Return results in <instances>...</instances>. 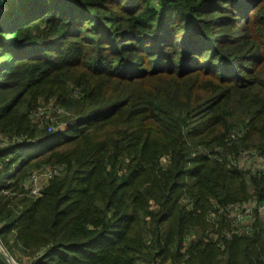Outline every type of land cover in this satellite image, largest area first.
Segmentation results:
<instances>
[{
    "label": "trees",
    "instance_id": "16d2710c",
    "mask_svg": "<svg viewBox=\"0 0 264 264\" xmlns=\"http://www.w3.org/2000/svg\"><path fill=\"white\" fill-rule=\"evenodd\" d=\"M3 2L0 245L9 256L264 264L257 209L242 234L218 213L264 205V167L237 163L246 152L264 157V0ZM50 101L68 113L64 132L31 122ZM47 166L62 170L28 198L29 174ZM0 264H9L1 252Z\"/></svg>",
    "mask_w": 264,
    "mask_h": 264
},
{
    "label": "built area",
    "instance_id": "2783aa9c",
    "mask_svg": "<svg viewBox=\"0 0 264 264\" xmlns=\"http://www.w3.org/2000/svg\"><path fill=\"white\" fill-rule=\"evenodd\" d=\"M54 107L56 108L57 113L65 114L60 117L64 118L68 116V113L64 111L63 109L55 105ZM40 109L41 108L38 107L32 113V116H34L35 118L38 117L40 119V123L37 122L38 126L42 128L46 126V129L48 132L57 130L59 124L56 128H53L52 123L54 122L53 121L54 119L43 116V113L45 112L41 113ZM70 125L71 124L64 123L63 128H65L66 130ZM241 135H242L241 129L235 130L229 135L228 140H230L231 142L236 141ZM248 156L251 160H254L256 162L254 170L260 171L261 169H263L264 157L260 155L259 156L256 155L255 152L248 153ZM61 170L62 169L60 166H47V167H43L42 169H39L37 171L30 173L26 180V184H25V190H26L27 197L30 199L38 198L41 195L42 190L47 186L48 182L53 177L59 175ZM256 209L260 216L264 214V205H257L254 202H249L247 204L238 205L234 207H227L225 209H218V213H224V215L229 220H232L233 226L235 227V232H237L239 228L244 225L243 223L244 221L249 223V221L252 220L253 211ZM244 229L247 233L251 230L250 226H246ZM10 263L18 264L13 258L11 259Z\"/></svg>",
    "mask_w": 264,
    "mask_h": 264
},
{
    "label": "rangeland",
    "instance_id": "374dc122",
    "mask_svg": "<svg viewBox=\"0 0 264 264\" xmlns=\"http://www.w3.org/2000/svg\"><path fill=\"white\" fill-rule=\"evenodd\" d=\"M51 102L52 101H50V103H47V104L41 103L39 105V108H41L40 109V112L41 113L45 112V113H43V116L54 119L53 120L54 122L52 124V127L53 128H56L58 126V124H59V126H58V129L59 130L57 129L55 131L64 132L65 131V128H63V124H64L63 121H62L63 118L60 117V116L65 115V114L57 113L56 108L54 107V104L51 103ZM30 119H31L32 124H35L37 122L40 123V119L38 117L35 118L34 116L31 115ZM38 129H42V127L38 126ZM8 142H11V141L10 140L9 141H6L5 140L4 144H7ZM2 144L3 143L0 140V148L2 147L1 146ZM34 145L38 146V149H40V150L43 149V146L40 145L38 142H35ZM237 161H238V165H239L240 168L250 169V171L257 172V170H254V167H255V163L256 162L254 160H251L249 158L247 152L246 153H243L242 157H239ZM261 218H264V214L261 215ZM243 223H244V225L241 226L239 228V230L237 231L238 234H242L244 232V230H245L244 228L249 225L248 222H245L244 221ZM0 252L2 253L3 256H4L3 252L9 256V254L7 253V251L1 245H0ZM12 258L18 264H28V262H29V259L28 258H30V256L29 257L26 256V258H25V256L23 255L22 252H20V251H14Z\"/></svg>",
    "mask_w": 264,
    "mask_h": 264
},
{
    "label": "water",
    "instance_id": "95a60500",
    "mask_svg": "<svg viewBox=\"0 0 264 264\" xmlns=\"http://www.w3.org/2000/svg\"><path fill=\"white\" fill-rule=\"evenodd\" d=\"M4 10H5V4H4L3 0H0V16L3 14ZM3 254H4V257L7 260V262L9 264H11L10 261H11L12 257L11 256H8L4 252H3Z\"/></svg>",
    "mask_w": 264,
    "mask_h": 264
}]
</instances>
